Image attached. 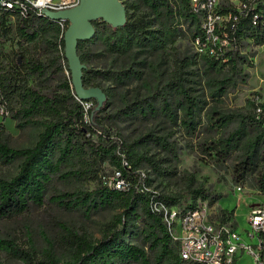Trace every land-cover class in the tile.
I'll use <instances>...</instances> for the list:
<instances>
[{"label":"trees","instance_id":"trees-1","mask_svg":"<svg viewBox=\"0 0 264 264\" xmlns=\"http://www.w3.org/2000/svg\"><path fill=\"white\" fill-rule=\"evenodd\" d=\"M143 3L152 14L159 15L163 12L168 18L177 16L195 26L197 24L189 12L187 0H178L176 6L171 5L168 0H143ZM263 4L264 0L257 1L255 9L245 15L233 13L226 23L227 48L221 46L216 57L202 55L207 69L222 66L231 73H237V63L245 61L239 54L241 42L249 40L256 45L263 43ZM124 12V26L114 31L100 20L91 22L95 34L88 41H77L76 50L81 63L86 61L90 42L103 31L107 32L104 47L111 54L124 55L134 45L161 47L162 34L152 29L151 21L144 16L128 13L125 6ZM253 14L258 17V24L254 27L250 24ZM6 22L7 17L0 14V40L12 38L17 47L6 54L0 52L1 103L16 128L40 126L41 131L31 146L15 148L6 141L4 127L0 123V166L17 162V171L13 175H0V220H12L33 209L49 205L83 216L102 209L117 212L102 225L101 235L96 240H91L84 232L69 228L55 219L52 244L64 255L61 260L50 251L36 252L27 244L16 245L14 240L8 238L0 239V250H5L10 259L22 264H191L179 258L177 246L171 241L160 214L149 208L151 197L171 206L178 205L182 196L154 195L150 190H145L149 189L150 180L148 175L141 177L137 168L142 163L155 176L173 175L174 169L170 166V161L177 160L175 144L165 136L152 133H145L126 143L112 136L103 127V123L137 116L143 119L153 118L157 115L156 104L170 124L180 125L187 135H194L199 124V112L204 104L190 94L191 88L187 85L191 81L188 77L192 75L189 69L197 63L195 54L174 58L165 83L151 90L148 95L133 98L115 113L104 116V102L97 111L92 106L84 110L83 102L90 101L94 106L95 101L77 100L69 76L49 92L28 83L30 78L47 76L50 79L56 76L62 68L60 59L66 65L62 51V33L67 26L66 22L61 31L57 22L38 17L34 11H30L25 19H15L13 25ZM215 34L221 38L218 33ZM50 35L58 36L57 41H46ZM199 35L200 32L196 30L192 40ZM22 44H31L33 52L22 48ZM57 46L60 47V55L56 53ZM40 47L47 56L37 54ZM138 76L139 73L132 69L112 71L84 67L81 82L85 87L98 86L97 79L121 85ZM227 80L217 82L215 96L224 94ZM100 88L106 95V91ZM169 95L175 98L173 107L168 99ZM259 98L256 93L247 102L248 110L240 117L237 128L224 138L209 141L205 146L207 154L211 153L225 160L239 148L245 135V125L257 129L254 138L246 144L243 157L232 165L231 179L236 184L247 177H253L258 169V161L263 158L264 101H259ZM256 108L260 109L258 115ZM84 113L88 122L83 120ZM215 114L216 117L210 118L215 128H221L230 121V117L219 112ZM147 145L158 148L167 156L150 153ZM138 147L142 151L136 154L135 149ZM103 163L113 166L128 181L126 189L116 190L102 184L100 172ZM72 178L80 182H92L94 187L89 191L58 188ZM255 183L260 193L264 194V171L256 177ZM189 194L190 203L183 208H194L196 200L205 201L210 206L222 198V194L209 192L202 187L191 188ZM232 219L233 209L220 210L221 222Z\"/></svg>","mask_w":264,"mask_h":264},{"label":"rangeland","instance_id":"rangeland-1","mask_svg":"<svg viewBox=\"0 0 264 264\" xmlns=\"http://www.w3.org/2000/svg\"><path fill=\"white\" fill-rule=\"evenodd\" d=\"M168 1L171 5L176 6L178 0ZM119 2L123 3L122 6L126 7L128 13L134 16H144L145 19L151 21L152 29L162 34L163 44L158 48L134 45L126 54L118 55L106 51L103 42L107 34L106 31L98 33L96 39L90 42L89 51L86 52V61L83 63L86 69L112 71L132 69L139 73L137 78H131L121 85L111 84L103 79L96 80L98 87H102L106 91L103 101L105 103L104 116L115 113L133 98L148 95L151 90L165 83L171 72L174 58L183 55L192 56L195 54L196 56L197 63L189 69L192 71V75H189L188 78L191 81L187 85L191 88L190 94L204 104L199 112V124L192 136L187 135L182 126L170 124L156 104L154 106L157 115L153 118L143 119L137 116L124 120L112 119L110 122H104L103 127L112 136H116L126 143L136 140L145 133L165 136L167 140H171L177 148V160L170 161V166L174 169L173 175L159 177L148 172L149 170L142 163L137 166L140 174L148 175L149 188L166 196L180 194L182 198L177 205L180 208L190 203L189 190L191 188L202 187L209 192L222 194V198L212 204L211 211L215 212L216 218H220L218 213L221 209H233V219L238 225L237 231L240 232V229L246 227L245 216L248 204L264 202V194L260 193L255 183L256 177H259V174L264 171V152L263 158L257 163L258 169L252 175L253 177H247L241 183L236 184L232 181V165L243 157L244 148L254 138L257 129L248 124L245 125V135L239 148L225 160H221L214 154H207L205 146L209 141L224 138L237 128L241 120L240 117L248 110L247 102L253 99L256 93L260 97L258 100L264 101V41L260 45L249 40L241 42L239 54L245 58V61L237 63V73H231L222 66L210 70L207 69L203 53L197 52L196 45L192 40V35L198 30L197 25L178 19L177 16L168 18L163 12L159 15L152 14L143 0H119ZM7 39L0 40V52L4 54L17 47L12 38ZM57 39L58 36L50 35L46 41H57ZM227 46L224 47L227 48ZM22 48L33 52L31 44H22ZM37 54L47 56L41 47ZM9 57L10 54L7 55V59ZM64 65L61 66V71L56 76L50 79L47 76L30 78L28 83L43 91H52L50 89L56 88L63 79H67L69 76L66 65ZM223 79H228L225 91L222 96L217 97L215 96L217 82ZM168 99L173 107L175 98L169 95ZM87 104L93 108L95 106V103L93 106L90 101ZM215 112L230 117V121L221 128L213 127L210 118L217 116ZM0 123L4 127L6 141L15 148L31 146L41 131L40 126H25L23 129H18L8 116H0ZM147 147L150 153L167 156L152 145H147ZM141 151L142 149L139 147L135 149L136 154ZM170 166L169 168H171ZM101 167L100 178L103 180L111 178L115 168L106 163H103ZM16 171L17 162L8 166H0V175L4 177H9ZM237 185L240 186V190L235 188ZM93 187L92 182H80L74 178L67 179L58 186L59 189L68 191H89ZM198 202L203 201L196 200V204ZM116 212L117 210L102 209L83 216L80 213L66 212L54 205H49L33 209L12 220H0V239H12L16 245L27 244L36 252L50 251L57 259L61 260L64 259V255L52 244L55 219L69 228L84 232L91 240H96L101 235L102 225L109 221ZM241 237L245 238V235ZM0 264L22 263L10 259L5 250H0ZM236 264H252V261L250 257L243 256L236 261Z\"/></svg>","mask_w":264,"mask_h":264},{"label":"built area","instance_id":"built-area-1","mask_svg":"<svg viewBox=\"0 0 264 264\" xmlns=\"http://www.w3.org/2000/svg\"><path fill=\"white\" fill-rule=\"evenodd\" d=\"M257 1L259 0H187L189 12L195 18L200 32L193 40L197 52L216 57L221 51V46L227 45L226 23L233 13L245 15L248 11L251 12L255 9ZM76 4L77 0H0V14L7 17L6 24L13 25L15 19H25L30 11L43 18L42 9L57 11L71 8ZM257 20V15L253 14L251 26H256ZM56 22L62 31L64 22ZM13 43L16 45V41ZM56 53L61 54L59 46ZM63 64L64 61L60 59V65ZM82 105L84 110L90 107L87 102H83ZM259 111V108L255 109L257 115ZM0 116H8L1 98ZM83 120L88 122L86 113L83 114ZM140 176L143 177V174ZM102 184L116 190L128 187V181L116 169L111 178L102 179ZM235 188L240 190L239 185ZM145 190L158 195L150 188ZM211 206L204 201L198 202L194 208L166 206L154 197H151L149 202L150 210L160 214L171 241L177 246V254L181 260L191 264H236L238 259L248 256L252 264H264V202L248 204L246 227L240 229V232L237 231L233 219L221 222L219 217L216 218ZM244 235L245 238H242Z\"/></svg>","mask_w":264,"mask_h":264},{"label":"water","instance_id":"water-1","mask_svg":"<svg viewBox=\"0 0 264 264\" xmlns=\"http://www.w3.org/2000/svg\"><path fill=\"white\" fill-rule=\"evenodd\" d=\"M43 18L49 21L67 22L62 34L63 56L70 76V85L78 100L95 101L94 111H97L105 100V94L98 86H83L81 82L83 63L77 54V41H88L94 34L91 22L100 20L112 31L125 24L124 7L118 0H77L71 8L49 11L42 9Z\"/></svg>","mask_w":264,"mask_h":264},{"label":"crops","instance_id":"crops-1","mask_svg":"<svg viewBox=\"0 0 264 264\" xmlns=\"http://www.w3.org/2000/svg\"><path fill=\"white\" fill-rule=\"evenodd\" d=\"M233 223H234L235 226H238V225L234 222V219H233Z\"/></svg>","mask_w":264,"mask_h":264}]
</instances>
